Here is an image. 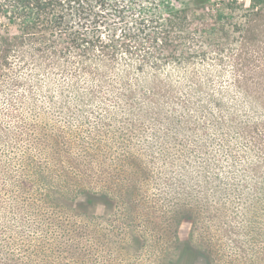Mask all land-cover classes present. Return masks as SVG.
Instances as JSON below:
<instances>
[{
  "label": "rangeland",
  "instance_id": "1",
  "mask_svg": "<svg viewBox=\"0 0 264 264\" xmlns=\"http://www.w3.org/2000/svg\"><path fill=\"white\" fill-rule=\"evenodd\" d=\"M173 2L226 32L0 63V264H264V0Z\"/></svg>",
  "mask_w": 264,
  "mask_h": 264
},
{
  "label": "trees",
  "instance_id": "2",
  "mask_svg": "<svg viewBox=\"0 0 264 264\" xmlns=\"http://www.w3.org/2000/svg\"><path fill=\"white\" fill-rule=\"evenodd\" d=\"M198 1L201 7L207 0ZM200 12V17L190 18L173 0H0V63H10L13 52L25 53L30 44L42 55L33 57L37 61H44L42 57L48 54L55 59L78 51L86 57L96 48L100 54L96 60L113 62L116 47L128 51L132 41L157 44L160 55L180 52L192 58L195 50L190 46V34L194 28L204 36L226 32L220 25L224 15L216 11L221 19L210 23V10ZM106 27L114 31L109 41L99 35ZM135 94H128V101ZM47 198L60 199L51 194ZM119 200L118 210H122L127 202Z\"/></svg>",
  "mask_w": 264,
  "mask_h": 264
}]
</instances>
